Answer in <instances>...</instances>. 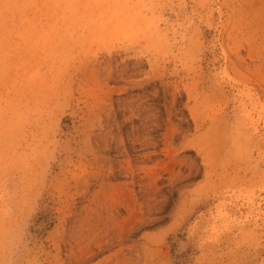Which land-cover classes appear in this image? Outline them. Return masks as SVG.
<instances>
[{
  "label": "rangeland",
  "instance_id": "obj_1",
  "mask_svg": "<svg viewBox=\"0 0 264 264\" xmlns=\"http://www.w3.org/2000/svg\"><path fill=\"white\" fill-rule=\"evenodd\" d=\"M0 264H264V0H0Z\"/></svg>",
  "mask_w": 264,
  "mask_h": 264
},
{
  "label": "bare ground",
  "instance_id": "obj_2",
  "mask_svg": "<svg viewBox=\"0 0 264 264\" xmlns=\"http://www.w3.org/2000/svg\"><path fill=\"white\" fill-rule=\"evenodd\" d=\"M160 191H161L160 189L157 190V191H155V190H151V189H150V190L147 191V193H148L149 195L152 194V195H154V196H157V194H159Z\"/></svg>",
  "mask_w": 264,
  "mask_h": 264
}]
</instances>
